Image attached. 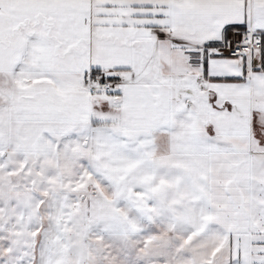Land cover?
<instances>
[{"label": "snow or ice", "instance_id": "snow-or-ice-1", "mask_svg": "<svg viewBox=\"0 0 264 264\" xmlns=\"http://www.w3.org/2000/svg\"><path fill=\"white\" fill-rule=\"evenodd\" d=\"M0 264H264V0H0Z\"/></svg>", "mask_w": 264, "mask_h": 264}]
</instances>
